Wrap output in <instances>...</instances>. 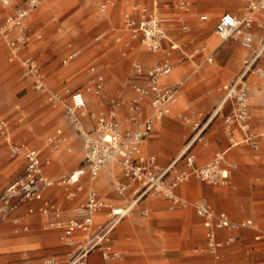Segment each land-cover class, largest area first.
<instances>
[{
	"label": "rangeland",
	"instance_id": "rangeland-1",
	"mask_svg": "<svg viewBox=\"0 0 264 264\" xmlns=\"http://www.w3.org/2000/svg\"><path fill=\"white\" fill-rule=\"evenodd\" d=\"M103 1L45 0L43 5L32 11L27 20L31 28V41L29 46L23 50V54L33 57L40 64L47 83L53 90L62 91L64 88H70L71 90L82 89L87 92L85 87L91 76L89 68L95 65L104 76L107 98L116 93H122L126 102H129L134 95L131 86L133 63L138 61L147 68L159 60L164 53L160 51V57L145 61L141 58L142 54L153 53L147 52L139 39H136L134 40V49H129L127 54L123 55L120 47H123V43L130 39V31L125 28L124 24L125 13L132 9L135 0H117L105 13L100 11ZM143 1L150 8H153L155 1H159L156 8L161 17L174 16L173 14L163 15L164 12L176 13L180 11L177 4L181 0ZM186 1L190 5L188 13L190 17L187 23L190 25L191 31L189 34H185V38L189 40L190 44L184 51L191 53L200 46L204 52L197 53L191 59L183 58L182 52H175L177 58L171 83L180 85V88L175 102L176 107L169 117L175 121L176 131L180 129L179 125H185L188 129L189 134L185 137L182 148L195 136L194 127L196 124L202 127L209 122L220 103L219 96L222 92V85L234 77L242 67L244 60L254 51H259L264 43V26H259L257 21L251 29L254 35L252 49L242 45L239 35L221 41L214 32L215 24L225 11H230L239 18L247 16L249 11L245 1ZM12 9H9L10 12ZM259 13L264 14V12ZM202 15H206L207 19L201 20ZM204 24L206 25L204 26ZM102 32H106L105 38L99 42L95 41L94 37ZM210 36L217 38L215 48L209 47L206 43V39ZM118 37L121 38L120 42L116 41ZM69 44L80 48L81 53L69 65L63 66L62 59L68 51ZM211 52L214 53V60L208 62L206 57ZM10 54L11 50L7 41L0 35V122L10 125L13 139L16 142H25L30 146L45 148L46 153L53 158L49 167L53 178L59 179L68 176L83 161V139L74 128L69 126L63 114L64 105L49 103L45 95L36 91L32 83L33 78L23 75L20 63L9 60ZM255 67H264V51ZM263 79L264 77H258L256 72L251 74L249 78L250 95L252 81ZM87 96V112L97 114L103 108L108 107V100L103 103L100 97L91 92H87ZM250 101L251 99H249ZM256 101L258 102L257 97ZM250 109L254 117L251 102ZM225 111L223 109L209 123L203 132L208 134L202 141L196 140L193 143L196 145L193 152L196 154L197 160L200 158L202 150L212 149V154L200 162L201 164L210 161L229 143V132L223 121ZM50 114L52 124L48 125L47 117ZM185 116H187V120L184 119ZM84 119L90 121L88 115ZM255 126L256 132L261 135L260 149L253 151L247 144H242L231 150L233 156L228 158L236 162L238 166L231 173L230 184H208L192 176L178 187L181 197L180 208L171 211L168 208V202L153 195L150 196L160 201L159 206H152L148 203L135 205L132 212L116 227L113 238L115 244L123 252V260L113 264H127L134 257L137 260L135 262L139 264L148 263L151 258H162L164 259L163 264H217L213 255L202 250L206 242L204 236L202 239L195 240V243L187 251H185L184 242L180 237L184 226L180 220L186 221V228H192L196 222L202 226V220L197 216L195 209V202L201 196H207V200L209 199L216 210H225L216 206L219 201L217 196L210 192L212 189L221 191L232 202V208L240 213L239 217H233V219L241 221L244 218H253L258 224L257 231L246 227L234 231L221 230L227 233L224 237L230 233L236 237L230 244H226V240L223 241L221 252L224 264H264V173L261 176L257 174L264 172V128L259 127L257 123ZM58 129H61L62 133L58 147L54 149L53 144H49V139ZM202 135L204 136V134ZM64 138H67L65 144H63ZM143 144L146 150L147 143ZM156 155L159 159L158 154ZM23 161L21 157H11L9 147L0 132V191L22 172ZM67 163L74 165L69 170H65L63 167ZM112 165L115 172L120 171L118 165ZM104 171L105 167L101 171L100 179L105 176ZM241 172L255 173L248 178L245 174L240 175ZM192 183H196L198 186L194 187ZM54 190L60 194L62 200L65 199L62 189L55 188ZM109 190L108 184L101 191L102 195H105ZM143 206L149 208L150 215L148 217H143L140 213ZM108 211L109 209L99 215H103L106 219ZM33 218L41 220L40 227L33 224ZM24 220L30 221V228L19 233H15L12 222H0V264H44L46 258L61 253L64 256L57 257V259L64 262L68 258L65 252L69 247L59 239L58 232L47 228L44 216L35 213L25 215ZM135 220L140 221V224H137ZM41 233L48 236L53 233V238L40 242ZM257 235H261L260 239L256 238ZM17 239L24 242L23 251L19 255L13 256L9 254L8 247L13 240ZM129 239H137L141 251L128 249Z\"/></svg>",
	"mask_w": 264,
	"mask_h": 264
},
{
	"label": "built area",
	"instance_id": "built-area-1",
	"mask_svg": "<svg viewBox=\"0 0 264 264\" xmlns=\"http://www.w3.org/2000/svg\"><path fill=\"white\" fill-rule=\"evenodd\" d=\"M117 0H104L100 11L105 13ZM247 3L249 13L264 12V0H243ZM45 0H0V35L7 41L11 50L10 61H18L25 77L33 78L36 91L46 96L49 103L64 105L66 116L73 128L82 136L84 141V166L68 176L55 179L45 171L50 164V157L44 156L41 148H31L26 144L13 143L8 128L0 122V132L8 143L12 158L21 157L25 161L24 169L19 176L0 191V222L13 220L19 225L20 220L15 216L17 211L31 202H39L37 207H29L28 214L40 213L47 220V227L60 231V240L65 246L73 249L67 253L65 264H88L89 255L93 251L100 253L105 261H115L122 258L112 241V232L116 225L130 214L138 202L149 195L164 197L171 203V208L181 204L177 194L178 186L189 180L192 176L208 184L228 185L231 183V173L237 165L231 162L225 151L216 153L215 157L202 166H196V156L191 152L193 144L188 142L182 152L165 168H160L153 155L142 152L145 139L151 135L154 126L164 117L171 114V105L177 100L180 85H164L162 78L172 73L175 59L173 53L179 50V44L170 40L168 48L164 41L169 39L164 19L159 15L157 1L153 8L148 7L143 0H135L132 9L125 13V28L130 31V39L120 47L123 55L129 49H134V40L139 39L141 45L149 53L164 51V56L145 68L140 62L133 65L132 88L134 95L126 102L120 93L107 98L104 88V76L95 65L90 66V78L86 84V91L101 98L104 103L109 101L108 107L97 114L89 113L93 120V128L88 129L83 124L86 115L87 100L81 89L53 90L49 87L40 64L31 56H24L25 50L31 41V28L27 22L30 14L39 8ZM189 3L181 0L177 7L180 10L181 30L185 33L191 31L190 25L185 21L184 13L189 11ZM13 8V9H12ZM12 9V11L7 10ZM207 16L202 15L201 20ZM256 22L251 16L239 18L232 12H224L215 25V33L226 41L236 35L240 36L241 43L248 49L253 48L254 35L251 32ZM259 26H263L258 23ZM106 36V32L97 34L94 40L99 42ZM41 37V35H39ZM117 42L121 38H116ZM200 50L192 54H184L183 58L191 59ZM264 51H255L246 58L240 73L222 86L221 107L231 103L232 112L225 117V126L229 132L238 127L244 134L241 142L231 138L233 146L240 143L251 146L254 150L260 148L258 135L253 128V115L249 102L248 77L256 72L257 76L264 77V67L256 68L255 64ZM81 53V49L69 44L68 51L62 59L63 66L69 65ZM214 57L210 54L208 62ZM144 80L146 84L138 81ZM150 108L149 112L146 109ZM122 115L125 117L123 118ZM187 120V116L184 117ZM129 124V127L125 125ZM206 125V124H205ZM205 125H195L196 140H201ZM61 129L57 130V137L49 140L54 149L58 147ZM193 137V138H194ZM192 138V139H193ZM180 162L184 165L180 166ZM113 163L119 166L121 177L113 183V189L118 195L134 191L133 203L126 207L106 204L100 193L93 186L90 187L85 201L74 209V216L64 218L62 207L46 196V193L55 187H65L67 197L75 199V194L68 190V186H77L78 191L83 187L79 185L81 176L88 174L93 184L102 169ZM103 207L109 209V221L100 227H95V216ZM195 209L203 220L206 242L202 250L214 256L217 264H224L221 252L222 244L218 239V232L226 229L237 230L241 227L255 228L253 220L234 222L225 212L214 210L207 198H200L195 202ZM143 216L148 215L147 210L142 211ZM82 232L83 239L77 236ZM236 237H228L226 244L234 242ZM44 264H59L56 257L46 258Z\"/></svg>",
	"mask_w": 264,
	"mask_h": 264
},
{
	"label": "crops",
	"instance_id": "crops-1",
	"mask_svg": "<svg viewBox=\"0 0 264 264\" xmlns=\"http://www.w3.org/2000/svg\"><path fill=\"white\" fill-rule=\"evenodd\" d=\"M159 2V1H157ZM163 9V8H162ZM10 11V10H7L6 13ZM172 12V11H171ZM225 12H230V11H225ZM189 11L187 13H184V18H185V21L187 22L188 18L190 17V14H188ZM224 13V12H223ZM222 13V14H223ZM166 14H173L174 16L172 17H162L165 21V25L167 27V30H168V37L169 39L165 40L164 41V47L165 48H168L169 47V44H170V40L171 41H174L175 43L179 44V50H176V51H179V52H182L183 54H192L196 49H199L200 51L198 53H202L204 51H202V47H197L193 50V52L191 53H186V51H184V49L188 46V44H190L189 40H186L185 38V34H189L190 32L188 33H185L181 30V21H180V15H182L179 12H176V13H170V12H164L163 15H166ZM221 14V15H222ZM221 17V16H220ZM219 17V18H220ZM253 18L257 21V22H260V23H263L264 24V15L263 16H260V17H256L255 15L253 16ZM216 25V24H215ZM204 27V26H202ZM203 29V28H202ZM214 32H215V27H214ZM223 41V40H221ZM206 43L209 47H213L215 48L217 46V38L215 36H210L206 39ZM262 49V47L260 48V50ZM175 51V52H176ZM173 53V57L174 59L176 60V53ZM255 52V51H254ZM253 52V53H254ZM160 52L158 53H153V54H148V55H151V60L154 59V58H158L160 57L159 54ZM164 53V51H163ZM147 53H144L142 54L141 58L144 57L143 55H145ZM210 54L213 55L214 57V53L211 52ZM209 54V55H210ZM24 56H27L25 54H23ZM197 55V54H196ZM200 55V54H199ZM208 55V56H209ZM164 56V54H163ZM162 56V57H163ZM207 56V57H208ZM161 57V58H162ZM207 57H206V60H207ZM160 58V59H161ZM199 58V57H198ZM143 59V58H142ZM145 61H150V60H145ZM138 61H135L134 63H136ZM133 63V65H134ZM241 71V68L239 70V72L234 76L236 77ZM174 74V70L172 71L171 74H169L168 76L164 77L162 79V83L164 85H174L172 84L171 82V76H173ZM45 75V74H44ZM251 74L249 75L248 77V83H249V78H250ZM46 77V76H45ZM232 77V78H234ZM232 78H230L229 80H231ZM229 80H227L225 83H227ZM139 83L141 84H146V82L144 80H139L138 81ZM33 83V81H32ZM224 83V84H225ZM223 84V85H224ZM222 85V86H223ZM34 86V85H33ZM132 86V84H131ZM82 90V89H81ZM82 92L85 94V97H86V100H87V104H88V96H87V92H84L82 90ZM122 98L124 99V94L120 93ZM222 95H223V92H221L220 96H219V105L217 107V109L215 110V112L213 113L214 114V117L213 119L220 113L222 112L223 109H225V113L223 114V121H224V124H225V117L226 115L230 114L232 112V106H231V103H227L225 104L223 107L220 106L221 104V100H222ZM249 95H250V91H249ZM256 97L258 98V102L256 101ZM249 99H251V103L253 105V111H254V117H253V128H254V131L256 132V123L258 124L259 127L261 128H264V79L263 80H253L252 81V90H251V95L249 97ZM126 101V99H124ZM176 102V101H175ZM175 102L171 105V114H169L168 116L164 117L161 121L157 122L154 126V130L153 132L151 133L150 136H148L144 142L147 143V148L145 150V147H144V144L142 145V152L146 155H153L156 157L157 159V164L160 168H165L167 167L181 152L182 150L185 148L186 144L183 145V148H182V143L185 139V137L189 134L188 133V129L185 125H179L180 126V129L179 131L175 129V124H174V120L172 118H170L169 116L172 115L173 113V109L176 107L175 106ZM150 111V108H147L146 109V112H149ZM63 114L64 116L66 117V120L69 124V126H71L73 128V126L71 125V122L70 120L68 119V117L66 116L65 114V111H64V108H63ZM89 114V112H87V109H86V115L83 117V124L86 128L88 129H91L93 128V120L90 119L89 120H85L84 118ZM89 116V115H88ZM122 117L124 118L125 116L122 115ZM48 119V125L49 124H52V116L51 114L48 115L47 117ZM212 119V120H213ZM6 127L8 128L9 130V133H10V137H11V140L13 143H16V144H26L27 146L31 147V148H41L43 150V153H44V156L46 157H50L51 159V162L50 164H48L46 167H45V171L47 172V174H49L51 176V172L49 171V167L51 166L52 164V161H53V158L50 154L46 153L45 151V148H42V147H38V146H30L28 145L27 143L25 142H16L14 139H13V136H12V133H11V129H10V125L6 122H3ZM211 123V122H210ZM126 127H129L130 125L129 124H126L125 125ZM157 126V127H156ZM156 127V129H155ZM226 127V126H225ZM163 131H162V130ZM206 129V128H205ZM205 131V130H204ZM229 132V131H228ZM204 136L202 135V138L201 140L199 141H202V139L208 134V133H203ZM256 134L258 135V141H259V146H260V137L261 135L258 134L256 132ZM57 137V132L54 133L52 135V137ZM81 136V135H80ZM82 137V136H81ZM150 137V138H149ZM231 138L235 139V141L237 142H241L244 138V134L243 132L238 128V127H234L233 130L231 132H229L228 134V140H229V143L227 144L226 148L223 149V150H220L219 152L221 151H225L226 152V155H227V158L230 157V156H233V153H232V149L233 148H236L240 145H242L243 143H240L236 146H233L232 145V142H231ZM83 139V138H82ZM5 141V140H4ZM65 144L67 142V138H64V141H63ZM5 143L8 145V143L5 141ZM49 144H53V143H49ZM249 146V145H248ZM253 151H258V150H254L251 146H249ZM83 148H84V141H83ZM182 148V149H181ZM196 148V145H192L191 147V152L193 154H195L193 151L194 149ZM158 154L159 156V159L157 157L156 154ZM218 153V152H217ZM212 154V149L211 148H207V149H204L201 151V156L200 158L197 160V157H196V166H202L204 164H201L200 162H203L205 158L209 157L210 155ZM216 155V154H215ZM196 156V154H195ZM213 159V158H212ZM211 159V160H212ZM229 159V158H228ZM231 162L235 163L237 166L238 164L234 161H232V159H229ZM168 162V163H167ZM209 162V161H208ZM74 163V162H73ZM73 163H67V164H64V169L65 170H69L71 168V166H73L74 164ZM183 162H180V166H183L184 163L182 164ZM24 164H25V161H23V169H24ZM113 163H110L108 164L107 166H105V176L102 177L100 179V176L98 177V179L93 183L91 184L90 183V180H89V176L88 174H85L83 176H81L80 178V182H79V185H81L83 187V190L82 191H78L77 189V186H74V185H70L68 186V190H70L73 194H75V199L74 200H70L68 199L67 197V191H66V188L65 187H55V188H59V189H62V192L64 193V197L65 199L62 200L60 198V194H57V192L54 190L55 188H52L51 190H49L47 193H46V196L48 198H50L52 201L56 202L57 204H59L63 211H64V218L65 219H70L74 216V209L82 202L85 201V198H86V195L90 189L91 186H93L95 189H97V191L100 193V196H101V199L103 200L104 203L106 204H113L115 206H119V207H126L128 205H130L133 200H134V191L133 190H130L128 192H126L124 195H118L117 193H115L114 189H113V183L116 179L120 178L121 177V172H115V169L114 167L112 166ZM164 164V165H162ZM84 166V158H83V161L81 164L78 165V168L74 169L72 172L82 168ZM23 171V170H22ZM234 171V170H233ZM71 172V173H72ZM255 172H251V173H244V172H241L240 175H244L247 176L248 178L251 177L252 174H254ZM264 172H258L257 174L258 175H263ZM21 174V173H20ZM19 174V175H20ZM101 174V173H100ZM18 175V176H19ZM237 176V175H236ZM239 176V174H238ZM52 177V176H51ZM109 184V191H107L105 193V195H102L101 191ZM9 185V184H8ZM7 185V186H8ZM6 186V187H7ZM192 186H198L196 185V183H192ZM5 187V188H6ZM179 187V186H178ZM4 188V189H5ZM2 191V190H1ZM177 194L178 196L180 197L179 195V192H178V188H177ZM210 192L214 193L217 198H218V201L219 203H217V207L220 208V209H225V210H216L215 208H213L212 204L210 203L209 199V203L211 205V207L216 210L217 212H225L226 214H228V216L234 221V222H242V221H245V220H253L256 224V227L255 228H251V229H254L257 231L258 229V224L256 223V221L253 219V218H244L243 220L241 221H236L234 218H237L240 216V213L238 211H236L234 208H232V202L227 199L225 197V195L223 193H221V191H219L218 189H212L210 190ZM155 197H159V196H155ZM202 197H206L208 198L207 196H201L200 198ZM159 198H163L166 202H168V208L169 210H176L179 207L176 206L175 208H171V203L169 200H167L166 198L164 197H159ZM181 198V197H180ZM199 198V199H200ZM144 203H148L149 205H152V206H159L160 204V201L157 199V198H152L150 195L145 197L144 199L140 200L138 202V205H142ZM39 205V202H31L27 205H24L22 206L18 211L17 213L15 214L14 217L18 218L20 220V223L19 225L15 224L13 222V220H9V221H6V222H12L13 225H14V231L15 233H19L20 231H27L29 228H30V221H25L24 220V216H28L30 214H28V208L29 207H37ZM135 207V206H134ZM108 208L107 207H103L99 210V212L96 214L95 216V227H100V226H103L105 225L108 221H109V216H108V212L106 213L107 217L106 219H104V216L103 215H99L101 214V212L103 211H106ZM143 210H147L148 211V215L147 216H143V217H148L150 215V211H149V208L147 207H142L141 210H140V213L142 214V211ZM38 213V212H37ZM40 214V213H39ZM104 214V213H103ZM33 215V214H32ZM198 216V214H197ZM199 217V216H198ZM124 219V218H123ZM122 219V220H123ZM183 220V219H182ZM181 221L182 224H184L181 232H180V237L182 238V241L184 242V248H185V251L189 250V248L193 245V243H195V240H198V239H202L203 236L205 237V241H206V236H205V227H204V224H203V220H202V226L199 225L197 222L192 226V228H186V221ZM32 222L35 226H41V220L39 219H32ZM47 222V220H46ZM135 222L137 224H140V221L138 220H135ZM118 225V224H117ZM116 225V227H117ZM116 227L114 229V231L112 232V241H113V244L115 246V248L117 250H119L122 254V258L119 259V260H115V261H105L102 259L101 255L99 252L97 251H93L90 255H89V258H88V264H109V263H114V262H118V261H122L123 260V252L122 250H120L119 246H117L115 244V240L113 238L114 236V233H115V230H116ZM48 228V227H47ZM49 229V228H48ZM52 230H55V229H52ZM56 232H58L59 234V237H60V231L59 230H55ZM55 234V233H54ZM84 234L82 232H78L77 236L80 240L81 237H84L83 236ZM225 235H227V233L225 232H222L221 230L218 232V239L223 242L224 240L227 241L228 237L231 236V235H234L232 233H230L228 236L224 237ZM261 235H257L256 238L257 239H260ZM51 238H53V233L51 234V236L49 235H46L45 233H41V236H40V242H45V241H48L50 240ZM184 238V239H183ZM60 239V238H59ZM24 242H22V240L20 239H17V240H13V242H11L9 244V247H8V250H9V254L10 255H19V253H21L23 251V245ZM127 246L129 247L128 249H130L131 251H141V248H139L138 246V241L137 239L135 240H132V239H129V242L127 244ZM73 248L69 247L67 252H65V254H67L69 251H71ZM61 256H64L61 254H57V255H54L53 257H61ZM132 261H130L129 263L127 264H139L138 262H135L137 261L134 258L131 259ZM63 260H59V264H65L67 259L62 262ZM164 263V259L162 258H151V261L148 262V263H143V264H163Z\"/></svg>",
	"mask_w": 264,
	"mask_h": 264
},
{
	"label": "bare ground",
	"instance_id": "bare-ground-1",
	"mask_svg": "<svg viewBox=\"0 0 264 264\" xmlns=\"http://www.w3.org/2000/svg\"><path fill=\"white\" fill-rule=\"evenodd\" d=\"M253 14L256 16V17H260V16H263L264 14H262V13H259V12H254V13H248L247 15L248 16H251L252 18H253ZM259 24H261V25H263L264 26V24L263 23H260V22H258ZM206 24H204V26H205ZM219 37V36H218ZM220 38V37H219ZM221 39V38H220ZM222 40V39H221ZM144 57H142L144 60H151V55H148V54H145V55H143ZM166 77V76H165ZM164 78V77H163ZM162 78V79H163ZM162 81V80H161ZM220 106H221V104H220ZM213 117H214V114L212 115V117L210 118V120H209V122L205 125V127H207L208 125H209V123L212 121V119H213ZM195 139H196V137H194L193 139H191V141H190V143L191 144H193L194 142H195ZM113 166V165H112ZM133 203V202H132ZM131 203V204H132ZM135 206V205H134Z\"/></svg>",
	"mask_w": 264,
	"mask_h": 264
}]
</instances>
